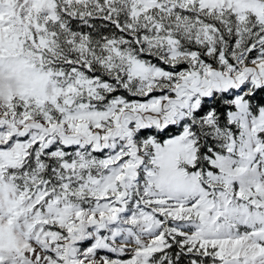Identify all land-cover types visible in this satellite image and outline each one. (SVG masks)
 Wrapping results in <instances>:
<instances>
[{
	"label": "snow or ice",
	"instance_id": "1",
	"mask_svg": "<svg viewBox=\"0 0 264 264\" xmlns=\"http://www.w3.org/2000/svg\"><path fill=\"white\" fill-rule=\"evenodd\" d=\"M0 264H264V0H0Z\"/></svg>",
	"mask_w": 264,
	"mask_h": 264
}]
</instances>
